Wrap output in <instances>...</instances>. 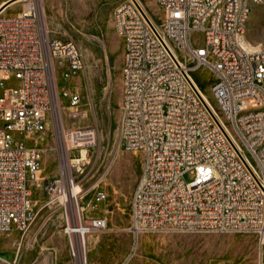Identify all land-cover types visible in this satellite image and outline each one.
I'll return each mask as SVG.
<instances>
[{
    "label": "built area",
    "instance_id": "2783aa9c",
    "mask_svg": "<svg viewBox=\"0 0 264 264\" xmlns=\"http://www.w3.org/2000/svg\"><path fill=\"white\" fill-rule=\"evenodd\" d=\"M262 1L156 0L157 16L141 0L115 7L120 145L142 155L130 212L137 239L167 230L249 232L260 249L256 264H264V46L247 37ZM84 68L77 44L51 36L37 7L0 12V231L23 237L36 221L41 141L51 132L60 157L51 189L72 255L86 264V238L106 230L108 218L85 221L80 198L95 185L67 198L91 173L98 137L97 127L70 123L82 112L70 83ZM107 194L97 190L95 200Z\"/></svg>",
    "mask_w": 264,
    "mask_h": 264
},
{
    "label": "rangeland",
    "instance_id": "374dc122",
    "mask_svg": "<svg viewBox=\"0 0 264 264\" xmlns=\"http://www.w3.org/2000/svg\"><path fill=\"white\" fill-rule=\"evenodd\" d=\"M7 1L0 0V6ZM16 1L6 6L5 13L26 7L23 0ZM120 1H30L41 11L51 36L73 40L85 60L84 70L70 83L81 95V117L70 123L95 126L98 137L90 151L91 173L82 181L83 187L78 183L83 190L95 187L83 194L80 204L85 221L94 216L108 218L106 230L86 238V264H256L260 249L253 233L167 230L143 232L137 239L130 229L131 199L141 173L142 155L120 145L123 42L113 21ZM141 1L150 14L160 15L156 0ZM247 37L264 46V0L253 6ZM196 76L203 80L202 90L213 103L208 73L199 69ZM41 145L45 151L44 178L34 191L39 215L23 237L18 231H0V264H81L69 246L59 195L51 189V182L59 175L60 160L51 132ZM100 189L106 190L107 199L97 202L95 195Z\"/></svg>",
    "mask_w": 264,
    "mask_h": 264
},
{
    "label": "bare ground",
    "instance_id": "6f19581e",
    "mask_svg": "<svg viewBox=\"0 0 264 264\" xmlns=\"http://www.w3.org/2000/svg\"><path fill=\"white\" fill-rule=\"evenodd\" d=\"M19 1H21V0H17V1L14 2V3H17V2H19ZM23 1L26 2V3H25V6H26V7L33 6L32 3L30 2V1H32V0H23ZM38 1H40V0H38ZM14 3H13V4H14ZM7 9H8V7H5L2 11L5 12ZM204 95H205V94H204ZM205 97L209 100V98H208L206 95H205ZM82 190H83V189H82L81 185H79V184H75L74 187H73L71 190H69V191L67 192V198H68L69 200H70V199H74L75 195L78 196V193H80ZM61 198L63 199L64 197L61 196ZM98 236H99V235H98ZM90 237H91V236H90ZM93 239H94V238H93ZM95 240L97 241V240H98V237H96ZM90 246H91V245H90ZM89 251L92 252V251H93V248H90ZM81 264H85V263H84V262H81Z\"/></svg>",
    "mask_w": 264,
    "mask_h": 264
},
{
    "label": "water",
    "instance_id": "95a60500",
    "mask_svg": "<svg viewBox=\"0 0 264 264\" xmlns=\"http://www.w3.org/2000/svg\"><path fill=\"white\" fill-rule=\"evenodd\" d=\"M14 0H10V1H7L6 3H4V4H2L1 6H0V12H2V10L6 7V6H8L11 2H13Z\"/></svg>",
    "mask_w": 264,
    "mask_h": 264
}]
</instances>
